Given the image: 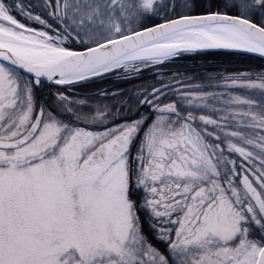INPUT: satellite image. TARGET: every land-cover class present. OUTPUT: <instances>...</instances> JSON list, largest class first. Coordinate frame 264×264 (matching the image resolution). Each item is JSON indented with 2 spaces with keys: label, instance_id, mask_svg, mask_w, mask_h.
I'll return each instance as SVG.
<instances>
[{
  "label": "snow or ice",
  "instance_id": "6c2138e0",
  "mask_svg": "<svg viewBox=\"0 0 264 264\" xmlns=\"http://www.w3.org/2000/svg\"><path fill=\"white\" fill-rule=\"evenodd\" d=\"M212 53L264 0H0V264H264V68Z\"/></svg>",
  "mask_w": 264,
  "mask_h": 264
},
{
  "label": "trees",
  "instance_id": "16d2710c",
  "mask_svg": "<svg viewBox=\"0 0 264 264\" xmlns=\"http://www.w3.org/2000/svg\"><path fill=\"white\" fill-rule=\"evenodd\" d=\"M229 58L220 54H192L177 64L172 65L174 70H179L183 73H191L198 75H207L208 73H217L223 72L226 69L231 70H252V71H260L264 68V61L260 59H252L246 63H235V62H227ZM151 76V73L146 71L145 77ZM141 81H136L135 83H140ZM125 87H131V84H125ZM217 91L221 89H216Z\"/></svg>",
  "mask_w": 264,
  "mask_h": 264
}]
</instances>
